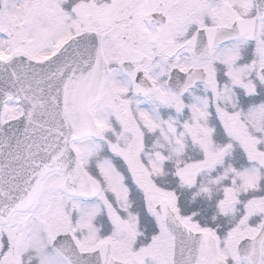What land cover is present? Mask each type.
I'll list each match as a JSON object with an SVG mask.
<instances>
[{
	"label": "snow or ice",
	"instance_id": "6c2138e0",
	"mask_svg": "<svg viewBox=\"0 0 264 264\" xmlns=\"http://www.w3.org/2000/svg\"><path fill=\"white\" fill-rule=\"evenodd\" d=\"M0 264H264V0H0Z\"/></svg>",
	"mask_w": 264,
	"mask_h": 264
}]
</instances>
